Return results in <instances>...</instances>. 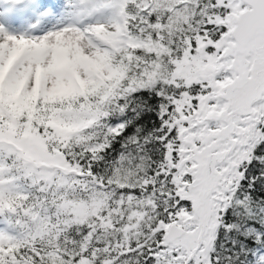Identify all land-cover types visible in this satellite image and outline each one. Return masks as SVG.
<instances>
[{
	"label": "snow or ice",
	"instance_id": "snow-or-ice-1",
	"mask_svg": "<svg viewBox=\"0 0 264 264\" xmlns=\"http://www.w3.org/2000/svg\"><path fill=\"white\" fill-rule=\"evenodd\" d=\"M0 264H264V0H0Z\"/></svg>",
	"mask_w": 264,
	"mask_h": 264
}]
</instances>
